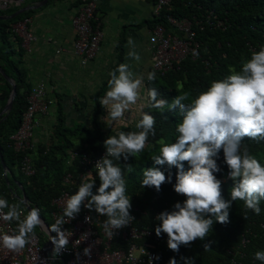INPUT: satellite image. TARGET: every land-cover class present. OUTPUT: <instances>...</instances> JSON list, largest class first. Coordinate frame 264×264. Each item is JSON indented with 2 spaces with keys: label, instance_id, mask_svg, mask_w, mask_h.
Returning a JSON list of instances; mask_svg holds the SVG:
<instances>
[{
  "label": "clouds",
  "instance_id": "clouds-1",
  "mask_svg": "<svg viewBox=\"0 0 264 264\" xmlns=\"http://www.w3.org/2000/svg\"><path fill=\"white\" fill-rule=\"evenodd\" d=\"M127 44L130 46L127 56L139 62L141 58L134 50L131 37ZM193 55L197 53L194 51ZM108 75V90L99 100L107 110L108 120H123L125 113L139 103L140 118L135 125L139 131H121L104 140L105 154L95 164L96 176L86 174L87 182L67 198L62 216L47 227L48 233H55V236L49 235L54 254L66 248L72 235L62 230V225L66 223L64 217L68 221L74 219L81 206L106 217L101 227L110 238L114 229L127 227L133 221L130 215L131 198L126 194L122 169L112 158L119 161L135 157L144 151L149 136H156L155 116L144 112V107L160 113L167 108L178 111L182 116L175 128V142H161L159 154L151 157L154 165L176 169L173 191L185 198L183 203H175L172 211L161 212L155 217L158 221V226L154 228L155 236L160 238L163 233L169 250L177 252L182 245L203 241L209 236L214 223H229V209L235 201H243L246 211L260 215V202L264 200V164L247 147L242 149L241 142L246 138L264 141V46L242 61L239 71L233 69L225 78L211 81L206 90L195 96L191 91L184 90L183 82L177 81L180 94L172 98L171 103L160 98L155 87L147 89L146 95L141 96L144 75L132 71L128 63L119 64ZM147 79H156L152 69L147 73ZM221 153L228 170V180L233 182L228 200L222 194V181L226 176L221 181L216 175L221 171L217 163ZM164 183H171V177H166L159 169L153 167L143 171L142 187L159 192ZM0 220L9 226L15 222L13 234H0V246L14 253L22 252L26 245L34 241L37 227H44L38 208L25 210L20 204H10L2 197ZM85 220L90 221L91 217H85ZM208 249L205 245V250ZM90 252V247L85 248L83 254L90 256ZM253 259L264 264V251L257 250ZM169 264H176V260L170 259ZM185 264L192 262L186 259Z\"/></svg>",
  "mask_w": 264,
  "mask_h": 264
},
{
  "label": "trees",
  "instance_id": "trees-1",
  "mask_svg": "<svg viewBox=\"0 0 264 264\" xmlns=\"http://www.w3.org/2000/svg\"><path fill=\"white\" fill-rule=\"evenodd\" d=\"M156 1L154 0V3ZM32 12L34 11L29 10L25 16ZM167 16L175 20H189L199 44L195 60L186 58L179 64H174L170 71L163 74L155 73L154 81L146 79V90L155 87L160 93V98L169 103L180 94L177 81L183 82L184 90L191 91L195 96L206 90L211 81L225 78L233 69L239 71L242 61L249 59L253 51H259L261 46H264V0H171L160 17L150 22V27L162 25L171 31ZM20 17L6 22L0 21V32L5 34L3 38L5 43L9 44L6 37L9 32L4 30L9 31L10 24H14ZM172 32L181 36V33L175 30ZM0 67L16 86L11 111L0 122V155L8 169L5 177L0 159V184L4 186L1 194L10 204L19 202L24 208L19 196L20 191L21 195L27 197L32 207L40 210L41 216L50 226L48 216L52 210L51 202L63 190H70V186L64 183L67 174L73 175L70 185L75 186L81 156L86 154L91 158L97 157L105 151L103 142L108 136L121 131L127 133L138 130L133 125L114 131L104 122H99L102 107L98 100L108 88L106 82L94 98L96 111L91 118V128L64 127V117L58 115V122L52 126L53 133L50 132L42 141L35 142V149L30 152L35 174L27 179L19 172L20 156L11 149L9 137L20 126L27 105L26 96L31 87L28 86L22 69L18 67V62L4 53L2 45ZM11 90V85L0 74V112L6 105ZM143 111L155 116L156 136H149L146 148L139 155L129 157L127 160L121 158L119 161L112 158L115 164L121 166L126 194L131 198L130 213L138 219L137 221L135 218L136 225L152 231V236L141 243H146L148 248L156 253L160 264H169L172 258L176 260V264H185L186 259L192 264H227L231 260L236 264H261L260 261L253 259V254L257 250L264 251V200L260 202V215H254L250 210L246 211L243 201L233 202L229 209V223L223 225L214 223L209 236L203 241L197 240L189 246L182 245L177 252L167 248V237L163 233L160 238L155 236L154 228L158 226L155 217L161 212L172 211L173 205L177 202L183 203L185 198L173 191L176 169H170L167 165H154L151 157L159 154L161 142H175L177 135L175 128L182 116L178 111H169L167 108L163 113L147 107H144ZM2 118L3 116L0 120ZM244 147L264 164V141L257 142L246 138L241 142V148ZM70 152L78 156L73 161ZM217 163L221 171L216 175L222 181L228 170L223 158H218ZM153 167L162 171L166 177H171V183L162 184L159 192L141 186L143 171ZM185 168L187 169V164ZM92 174L93 177L96 176L95 169H92ZM98 186L97 179L96 187ZM232 186L233 182L230 179L222 181V194L225 200L230 198ZM11 195L14 197L11 198ZM13 224L15 226V222ZM205 245H208V250H205Z\"/></svg>",
  "mask_w": 264,
  "mask_h": 264
},
{
  "label": "built area",
  "instance_id": "built-area-1",
  "mask_svg": "<svg viewBox=\"0 0 264 264\" xmlns=\"http://www.w3.org/2000/svg\"><path fill=\"white\" fill-rule=\"evenodd\" d=\"M26 1L28 0H0V12L12 6L21 7ZM101 1L81 0L80 7L72 18V26L77 38L73 51L82 65L94 60L100 50L103 33L98 18H96V11ZM170 2L171 0H157L153 9V18L158 19ZM166 19L177 32L181 33V37L170 33L162 25H156L150 30L149 48L153 58L151 69L155 73L170 71L174 64L186 58L195 59L198 56L199 44L195 39L196 34L191 22L187 19L175 20L170 16ZM29 23L30 19L25 18L13 25V31L20 38L21 45L25 49L36 41V37L28 31ZM194 51L197 55H193ZM26 103L20 126L9 137V144L11 149L20 156L19 172L29 179L35 174L30 154L36 145L34 129L39 125L38 117L48 115V109L52 105V101L47 96L45 84L39 83L32 87L26 96ZM69 154L71 161L78 157L74 152ZM104 154L105 151L94 158L86 154L81 156L78 161L77 180L74 187L70 185L73 175L69 173L64 177V183L70 186V190H63L58 197L52 200V210L49 213L50 224L55 223L57 217L62 216L67 198L75 194L82 183L87 182L86 174L91 173L93 176L92 169H95L96 162ZM221 158L223 155L219 156V159ZM226 180H228V173L223 181ZM130 215L134 218L133 221L127 227L114 229V235L110 238L101 227L106 217L99 216L94 211H88L81 206L80 213L74 219L68 221V218L64 217L66 223L62 225V230L72 235L69 237L66 248L59 254H54V246L51 243L49 251L45 252V245L49 239L47 232L49 225L40 214L44 227L36 228L39 230L38 232L35 230L34 241L26 245L20 253L10 252L0 246V264H149V260L151 264H160L156 253L150 250L146 243H141L152 236V231L149 228L138 227L135 215L133 213ZM89 216L91 220L86 221L85 217ZM14 228L13 223L9 226L7 222L0 220V234H13ZM52 235L55 236V233ZM89 247L91 248L90 256H85L84 249ZM227 264H236V262L231 260Z\"/></svg>",
  "mask_w": 264,
  "mask_h": 264
},
{
  "label": "crops",
  "instance_id": "crops-1",
  "mask_svg": "<svg viewBox=\"0 0 264 264\" xmlns=\"http://www.w3.org/2000/svg\"><path fill=\"white\" fill-rule=\"evenodd\" d=\"M44 1L28 0L21 7L12 6L1 11L0 16L10 17L24 7L40 6L36 10H31L34 12L27 17L25 13L28 11L11 19H0L6 22L21 16L14 25L25 18L30 19L28 31L36 37V41L28 49L22 47L20 38L13 31V24H10L9 31L4 30L9 32L6 34L9 44L3 41L5 34L0 32V45L3 46L5 54L18 62V67L22 69L29 87L39 83L45 84L47 96L52 101V106H55V112L64 117V127L71 129L77 126L91 127V118L96 111L94 98L108 82L110 78L108 73L111 70L121 63H128L132 71L144 75V86L146 85L147 73L151 71L153 62L149 37L152 29L150 22L154 20V0H102L97 8L96 18L103 39L97 57L86 65L80 64L73 51L77 38L72 18L80 7L81 0H48L46 4ZM174 30L171 26V31H168L174 34L172 32ZM129 37L134 41V50L141 58L139 62L127 56L130 51L127 44ZM102 80L104 81L99 84ZM96 85H99L98 90L93 92L92 89L93 87L95 89ZM101 98L102 96L99 97ZM63 105L76 110L78 112L76 120L86 122L88 125H83V122L74 124L73 115H69L70 118L67 119L63 113ZM90 113L92 116H87ZM58 115L56 118H59ZM125 117L122 122L111 121L108 127L116 131L122 127L135 126L137 119L140 118V109L135 114L125 113ZM38 118L39 127L34 131L35 142L42 141L50 132L52 134L54 131L52 126L58 122L52 120L49 114ZM103 120L107 122V115Z\"/></svg>",
  "mask_w": 264,
  "mask_h": 264
},
{
  "label": "rangeland",
  "instance_id": "rangeland-1",
  "mask_svg": "<svg viewBox=\"0 0 264 264\" xmlns=\"http://www.w3.org/2000/svg\"><path fill=\"white\" fill-rule=\"evenodd\" d=\"M124 42H126L125 41V39H124ZM104 80H102V81H99V84L101 83V82H103ZM98 86L99 85H96V87H95V89H94V87H93V89H92V91L93 92H95V91H97L98 90ZM146 86H144L142 89H141V96H144V95H146ZM105 93H103V94H101L100 96H102L103 97V95H104ZM100 100V99H99ZM89 104L90 105H92V102L91 101H89ZM103 108V107H102ZM139 109H140V104L138 103L137 105H134V106H132V108L128 111V112H126L128 115H130L131 113H133V114H135V112L137 113L138 111H139ZM63 113L64 114H66V118L68 119V118H70L69 117V115H73L72 116V119H73V123L74 124H76L77 122H80V123H82L83 121H77L76 120V118H77V116H78V112L76 111V110H74V109H69L68 108V106H66V105H63ZM92 113V112H91ZM88 114L87 116H89V117H91L92 116V114ZM48 114L51 116V118H52V120H56L57 121V118H56V116L58 115V113H57V111L55 112V106H52L51 105V107H49V109H48ZM91 115V116H90ZM106 115H107V110L105 109V108H103V110L101 111V113H100V115H99V117H98V119H99V122L101 123V122H104V118L106 117ZM135 117V115L132 117V119ZM125 121H127V117H125ZM38 120L40 121V119L38 118ZM41 121H42V119H41ZM123 120H121V122H122ZM85 123V124H84ZM106 125H107V127L108 126H110V121L108 120V118H107V122L105 121L104 122ZM83 125H88L86 122H83L82 123ZM109 124V125H108ZM39 127V126H38ZM86 127H89V128H91L90 126H86ZM106 127V128H107ZM37 128V127H36ZM35 128V129H36ZM41 128V127H40ZM35 129H34V131H35ZM69 159V158H68ZM17 172V171H16ZM2 190H4V186H3V184L1 185L0 184V197H2V198H4L3 197V195L1 194V191ZM7 192H8V189H7ZM19 196H23V195H21V192L19 191ZM14 197V195H11V198H13ZM20 197V198H21ZM18 204H19V202H17ZM46 218H47V216H45ZM48 218H49V216H48ZM50 220V219H49ZM48 220V221H49ZM37 232H38V230L39 229H35Z\"/></svg>",
  "mask_w": 264,
  "mask_h": 264
},
{
  "label": "water",
  "instance_id": "water-1",
  "mask_svg": "<svg viewBox=\"0 0 264 264\" xmlns=\"http://www.w3.org/2000/svg\"><path fill=\"white\" fill-rule=\"evenodd\" d=\"M47 1H48V0H45L43 3L46 4ZM38 7H40V6H27V7H24V8H22V9H20V10L17 12V14H15V15H12V16H10V17H2V16H0V19H11V18H13V17H15V16H17V15H20V14L26 12V11H29V10H36V9H38ZM0 72H1L2 76H3V77L9 82V84H10L11 87H12L10 97H9V99H8V101H7V103H6V105L4 106L3 110L0 112V117L3 116V118L0 120V122H1L2 120H4V119L7 117L8 113L11 111V108H12V105H13V101H14L15 96H16V86H15L14 82H13L11 79H9V77H8L6 74H4V72H3L1 69H0ZM0 159H1L2 168H3V171H4V175H5V177H6V174H8V169H7V167L5 166V164L3 163V160H2V158H1V155H0ZM20 200H21V203L23 204V206H24V208H25L26 210L29 209V208H32V206H31V205L29 204V202H28L27 197H26L24 194H23V196L20 198ZM40 218H41V220H43L41 216H40ZM47 227H48V226H47ZM49 235L53 236L52 233H49ZM50 243H51V242H50V240L48 239V242H47V244L45 245V252H46V253H47V251H49Z\"/></svg>",
  "mask_w": 264,
  "mask_h": 264
}]
</instances>
